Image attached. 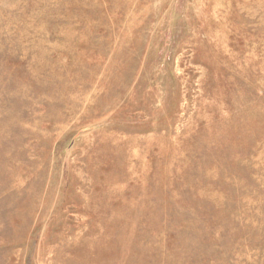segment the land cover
Wrapping results in <instances>:
<instances>
[{"label":"rangeland","instance_id":"rangeland-1","mask_svg":"<svg viewBox=\"0 0 264 264\" xmlns=\"http://www.w3.org/2000/svg\"><path fill=\"white\" fill-rule=\"evenodd\" d=\"M0 264H264V0H0Z\"/></svg>","mask_w":264,"mask_h":264}]
</instances>
